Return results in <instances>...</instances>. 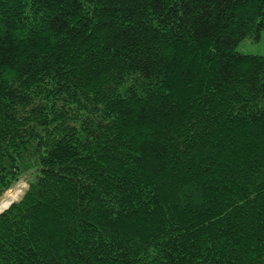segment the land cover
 Returning <instances> with one entry per match:
<instances>
[{
	"label": "trees",
	"instance_id": "16d2710c",
	"mask_svg": "<svg viewBox=\"0 0 264 264\" xmlns=\"http://www.w3.org/2000/svg\"><path fill=\"white\" fill-rule=\"evenodd\" d=\"M262 31L264 0H0V264H264Z\"/></svg>",
	"mask_w": 264,
	"mask_h": 264
},
{
	"label": "rangeland",
	"instance_id": "374dc122",
	"mask_svg": "<svg viewBox=\"0 0 264 264\" xmlns=\"http://www.w3.org/2000/svg\"><path fill=\"white\" fill-rule=\"evenodd\" d=\"M237 50L242 53H250V54H259L264 55V31H262L260 37L258 39L246 37L239 41L237 45ZM24 185V181H18L14 184L12 188L7 190L1 197H0V211L5 209L9 204L3 206V202L14 201L19 197V194L22 190Z\"/></svg>",
	"mask_w": 264,
	"mask_h": 264
}]
</instances>
